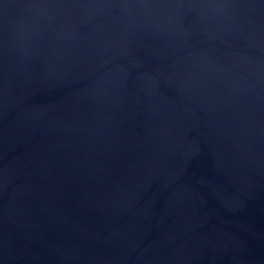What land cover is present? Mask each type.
<instances>
[{
	"label": "water",
	"instance_id": "water-1",
	"mask_svg": "<svg viewBox=\"0 0 264 264\" xmlns=\"http://www.w3.org/2000/svg\"><path fill=\"white\" fill-rule=\"evenodd\" d=\"M0 264H264V0H0Z\"/></svg>",
	"mask_w": 264,
	"mask_h": 264
}]
</instances>
